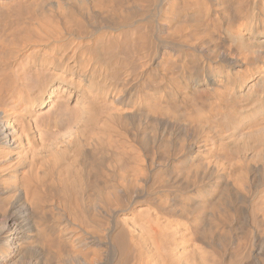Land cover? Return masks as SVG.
Segmentation results:
<instances>
[{
    "label": "bare ground",
    "instance_id": "1",
    "mask_svg": "<svg viewBox=\"0 0 264 264\" xmlns=\"http://www.w3.org/2000/svg\"><path fill=\"white\" fill-rule=\"evenodd\" d=\"M0 264H264V0H0Z\"/></svg>",
    "mask_w": 264,
    "mask_h": 264
}]
</instances>
